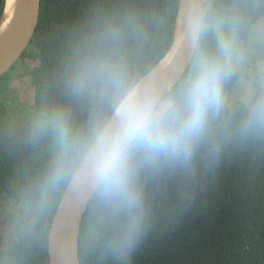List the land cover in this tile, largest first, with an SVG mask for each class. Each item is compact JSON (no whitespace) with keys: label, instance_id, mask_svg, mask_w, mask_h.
<instances>
[{"label":"trees","instance_id":"16d2710c","mask_svg":"<svg viewBox=\"0 0 264 264\" xmlns=\"http://www.w3.org/2000/svg\"><path fill=\"white\" fill-rule=\"evenodd\" d=\"M6 3L0 0V23ZM179 6L180 0H42L38 28L21 60H40L32 71L34 109L67 126L74 141L67 159L74 163L53 186L57 131L30 120L10 136V109L0 98V207L5 199L32 206L16 246L3 249L0 234V264H50V230L79 169V144L113 111L111 90H102L94 76L83 90L78 81L101 63L119 62L138 84L171 49ZM219 20L247 46L264 26V0L206 6L194 60L165 100L180 95L202 56L222 59ZM241 77L230 68L223 99ZM11 80L9 73L0 79L1 95ZM133 167L139 201L129 206L97 192L82 224V264H264V87L252 109L239 102L213 112L190 159L153 161L137 153Z\"/></svg>","mask_w":264,"mask_h":264},{"label":"clouds","instance_id":"9594fccd","mask_svg":"<svg viewBox=\"0 0 264 264\" xmlns=\"http://www.w3.org/2000/svg\"><path fill=\"white\" fill-rule=\"evenodd\" d=\"M192 15L194 34L203 33V13ZM219 51L222 59L202 56L180 95L163 105L155 92L130 81L119 62L101 63L91 76L79 79L78 87L83 90L94 76L102 90H111L114 97L111 120L93 125L89 137L79 144V159L75 162L104 198L129 206L139 201L133 167L137 153L153 161L190 159L210 115L223 103L222 85L233 53L231 38L220 39ZM57 135L62 152L50 178L53 186L65 178V165L74 163L67 159L74 143L67 126L59 125Z\"/></svg>","mask_w":264,"mask_h":264},{"label":"water","instance_id":"95a60500","mask_svg":"<svg viewBox=\"0 0 264 264\" xmlns=\"http://www.w3.org/2000/svg\"><path fill=\"white\" fill-rule=\"evenodd\" d=\"M7 1V0H6ZM210 0H180L175 37L166 56L138 85L155 92L159 103L182 80L196 55L201 34L192 30L193 12L203 13ZM7 4V3H6ZM13 24L0 39V79L10 72L29 48L39 25L42 0H17ZM7 5L5 6V11ZM4 11V13H5ZM5 15L0 23H4ZM112 118V117H111ZM111 120V119H110ZM79 179H74L75 176ZM98 189L77 170L65 190L49 236L50 264H82L80 236L84 217Z\"/></svg>","mask_w":264,"mask_h":264},{"label":"rangeland","instance_id":"374dc122","mask_svg":"<svg viewBox=\"0 0 264 264\" xmlns=\"http://www.w3.org/2000/svg\"><path fill=\"white\" fill-rule=\"evenodd\" d=\"M213 0L207 4L210 7ZM215 28L219 32L220 39L229 37L233 41V53L230 59V68L233 73L242 72V77L226 94L222 105L232 107L239 102L253 108V101L259 87H264V26L253 31L249 43L245 46L235 29L226 21L219 20ZM32 54V53H31ZM40 65L38 58L20 60L15 70H10L12 77L11 88L0 98L8 102L12 123L9 126V135H15L28 121L36 120L44 128L57 126L54 120L34 109L35 90L34 75L32 71ZM165 100L161 105L165 104ZM62 148L57 140L53 153L56 161L60 159ZM0 207V234L3 239V249L16 246L19 237L24 231L26 222L32 212L31 204L22 201L5 199Z\"/></svg>","mask_w":264,"mask_h":264},{"label":"bare ground","instance_id":"6f19581e","mask_svg":"<svg viewBox=\"0 0 264 264\" xmlns=\"http://www.w3.org/2000/svg\"><path fill=\"white\" fill-rule=\"evenodd\" d=\"M16 1L17 0H7V9L4 13L5 15V19H4V23L1 25L0 27V39L5 36V34L7 33V30L11 27V25L13 24L12 22L14 21V18H15V7L14 5L16 6ZM3 15V16H4ZM203 20H204V17H203ZM202 34V33H201ZM201 39V38H200ZM199 46V45H198ZM19 62V61H18ZM17 62V63H18ZM16 63V64H17ZM15 64V65H16ZM191 66V65H190ZM15 67V66H14ZM12 70V69H11ZM186 74V73H185ZM184 74V75H185ZM183 75V77H184ZM161 104V103H160ZM64 197V196H63ZM93 201V200H92ZM92 203V202H91Z\"/></svg>","mask_w":264,"mask_h":264}]
</instances>
